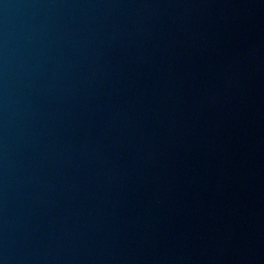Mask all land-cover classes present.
Returning a JSON list of instances; mask_svg holds the SVG:
<instances>
[{
	"label": "water",
	"instance_id": "obj_1",
	"mask_svg": "<svg viewBox=\"0 0 264 264\" xmlns=\"http://www.w3.org/2000/svg\"><path fill=\"white\" fill-rule=\"evenodd\" d=\"M0 264H264V0H0Z\"/></svg>",
	"mask_w": 264,
	"mask_h": 264
}]
</instances>
